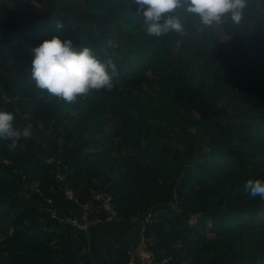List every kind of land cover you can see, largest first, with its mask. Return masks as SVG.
<instances>
[{"label":"trees","instance_id":"16d2710c","mask_svg":"<svg viewBox=\"0 0 264 264\" xmlns=\"http://www.w3.org/2000/svg\"><path fill=\"white\" fill-rule=\"evenodd\" d=\"M85 1L0 0V109L48 132L15 148L0 139V264H126L130 247L94 225L136 222L141 235L149 213L144 235L168 264H264V199L243 187L264 179V0H246L239 22L177 13L184 32L161 36L146 33L134 3L113 6L130 0ZM53 35L111 59L112 87L72 102L37 88L31 49Z\"/></svg>","mask_w":264,"mask_h":264},{"label":"clouds","instance_id":"9594fccd","mask_svg":"<svg viewBox=\"0 0 264 264\" xmlns=\"http://www.w3.org/2000/svg\"><path fill=\"white\" fill-rule=\"evenodd\" d=\"M130 3L135 4L136 15L142 18L150 36L170 31L183 33L177 9L197 17L202 25L211 26L219 24L225 15L239 22L246 6V0H130ZM31 52L30 75L36 87L67 102L90 90L112 87L116 64L111 59H98L88 45L77 49L71 39L53 35L33 46ZM13 120L11 111L0 109V139L9 140L10 148H15L22 137L31 135L28 127L18 128ZM243 187L250 196L264 199V179H248Z\"/></svg>","mask_w":264,"mask_h":264},{"label":"built area","instance_id":"2783aa9c","mask_svg":"<svg viewBox=\"0 0 264 264\" xmlns=\"http://www.w3.org/2000/svg\"><path fill=\"white\" fill-rule=\"evenodd\" d=\"M94 199L101 202V207L103 208V210L106 211L108 219L117 220L119 218L116 208L110 202L107 195L98 192L94 194ZM84 206L88 211L92 207L91 203H87ZM86 215L87 214H84L82 217V219L85 221V224L89 223V221L86 219ZM150 217L151 214L149 213L145 218L142 219L140 240L135 246H132L127 250V254H128L127 264H168L169 263V258L157 257L153 254L152 250L149 248V241L148 238L145 237L144 231H145V223L149 222ZM134 219H136V217H134ZM71 221L76 223L75 220H71Z\"/></svg>","mask_w":264,"mask_h":264},{"label":"crops","instance_id":"0c3cea01","mask_svg":"<svg viewBox=\"0 0 264 264\" xmlns=\"http://www.w3.org/2000/svg\"><path fill=\"white\" fill-rule=\"evenodd\" d=\"M83 204L81 205V207ZM106 222H110L108 220H105L103 222L99 221L96 222L94 225V232L93 235H98L102 237L104 235L108 240L111 239L112 243L120 248H128L133 246L137 241V236L140 235L139 226L136 222H133L132 225H123L121 222L114 223L113 224H106ZM136 223V224H134ZM86 227L84 228V230ZM137 235V236H136ZM136 236V237H135ZM151 238H148L149 245L151 244ZM162 249H160L159 252L162 253ZM105 255V252L98 258V261L101 262L102 256ZM88 264H97L95 260H92L87 262Z\"/></svg>","mask_w":264,"mask_h":264},{"label":"rangeland","instance_id":"374dc122","mask_svg":"<svg viewBox=\"0 0 264 264\" xmlns=\"http://www.w3.org/2000/svg\"><path fill=\"white\" fill-rule=\"evenodd\" d=\"M10 1H14L17 5H18V3L16 2V0H8V2H10ZM26 2V0H23V3H25ZM77 2H79V4H80V6H82V7H85V4H86V1L85 0H77ZM91 2L92 3H96V2H98V3H100V0H91ZM74 3V2H73ZM130 2H125V3H123V4H121L120 5V3L119 4H114L113 6L114 7H116V8H128L129 6H131V5H133V3H130ZM177 13H184L183 12V10L182 9H177ZM249 24H252L251 22L249 23ZM220 33V38H222V40L224 39V41H226V40H229L230 39V36L229 35H227V34H225V33H223V32H221V31H219ZM74 46V45H73ZM76 48L77 49H79V47L78 46H76ZM133 58V60H134V57H132ZM195 70H198V68H196L195 67ZM201 85H198V95H197V99H198V102H200L201 103V105L202 106H206V100H204L205 99V97H206V94H207V89L210 87V82H208V80H205V81H200L199 82ZM4 100H6V98L4 99ZM27 114L26 113H22L21 114V119L23 120V121H26L27 120ZM27 123V127L30 129V132H31V135H32V133L34 134V136H35V138L39 141L44 135H48V132H45V133H43V132H41V133H37V132H35L34 133V131H33V128H32V124L30 123V122H26ZM76 124V121L75 122H72V124L71 125H75ZM30 135V136H31ZM63 141H62V139L60 138V139H58L57 140V144L58 145H60V146H62L63 145ZM46 145V144H45ZM246 178L244 179V182H246ZM36 184H33V186H35ZM66 194H67V196L68 197H71V196H73L72 195V192L70 191V190H66ZM85 204H83V206H82V210H83V215L84 214H87L89 211L85 208V206H84ZM86 219H87V215H86ZM72 222V225L73 226H75L76 228H78V229H84L85 227H86V224H81V225H78V223H74L73 221H71ZM177 244H178V242H177ZM152 252H153V254L155 255V256H157V253H155L153 250H152ZM158 257V256H157ZM162 257H165V258H169V256L168 255H165L164 254V256H162ZM128 263V261L126 262V264Z\"/></svg>","mask_w":264,"mask_h":264}]
</instances>
